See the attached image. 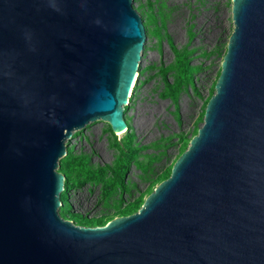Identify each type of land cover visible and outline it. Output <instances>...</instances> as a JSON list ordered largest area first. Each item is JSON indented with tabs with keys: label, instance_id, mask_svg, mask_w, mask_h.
I'll use <instances>...</instances> for the list:
<instances>
[{
	"label": "water",
	"instance_id": "1",
	"mask_svg": "<svg viewBox=\"0 0 264 264\" xmlns=\"http://www.w3.org/2000/svg\"><path fill=\"white\" fill-rule=\"evenodd\" d=\"M234 30L204 122L135 212L63 218L65 142L125 128L147 40L133 0H0V264H264V0Z\"/></svg>",
	"mask_w": 264,
	"mask_h": 264
},
{
	"label": "rangeland",
	"instance_id": "2",
	"mask_svg": "<svg viewBox=\"0 0 264 264\" xmlns=\"http://www.w3.org/2000/svg\"><path fill=\"white\" fill-rule=\"evenodd\" d=\"M133 5L147 40L124 105L128 129L115 133L108 121H91L65 142L67 152L58 162L57 171L66 177L58 211L78 225H105L137 211L168 176L204 122L234 30L233 0H133ZM155 107L166 117L151 124ZM129 135L133 155L121 184L117 141L127 144Z\"/></svg>",
	"mask_w": 264,
	"mask_h": 264
},
{
	"label": "trees",
	"instance_id": "3",
	"mask_svg": "<svg viewBox=\"0 0 264 264\" xmlns=\"http://www.w3.org/2000/svg\"><path fill=\"white\" fill-rule=\"evenodd\" d=\"M131 141H132L131 135H129V137H128L127 144H122L120 141H117V145H118V148L120 150V160H121V164H120V169L118 171H116V174H117V181H118V183L120 182L121 184H122V181L125 178L128 170H129V165H130L131 157L133 155L132 154V151H131ZM187 148H188V146L185 147V150ZM185 150H183V152ZM170 174H171V172H169V174H168L167 177H169ZM66 186H67V184H66ZM63 198H64V196H62L61 199H63ZM133 205H135L136 207H138V204H136V203H134ZM79 221H80V224H83L85 220L83 218H80ZM98 223H101L100 219L98 220Z\"/></svg>",
	"mask_w": 264,
	"mask_h": 264
},
{
	"label": "bare ground",
	"instance_id": "4",
	"mask_svg": "<svg viewBox=\"0 0 264 264\" xmlns=\"http://www.w3.org/2000/svg\"><path fill=\"white\" fill-rule=\"evenodd\" d=\"M214 2V1H213ZM216 2V1H215ZM138 75L136 74V77H135V80H134V83L133 85L135 84L136 82V79H137ZM132 92V91H131ZM164 107H168V104H164ZM156 108V107H155ZM153 108V110H151L150 114H149V119H150V122L151 124H157V123H160L162 122V119L166 117L165 113L160 109L161 107H157L156 109ZM166 110V109H165ZM160 127V126H158ZM160 129V128H159ZM125 130V129H124ZM123 130V131H124ZM123 131H120V132H123Z\"/></svg>",
	"mask_w": 264,
	"mask_h": 264
}]
</instances>
